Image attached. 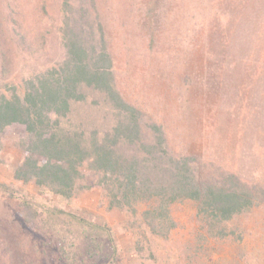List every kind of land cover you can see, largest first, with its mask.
<instances>
[{"label": "trees", "instance_id": "1", "mask_svg": "<svg viewBox=\"0 0 264 264\" xmlns=\"http://www.w3.org/2000/svg\"><path fill=\"white\" fill-rule=\"evenodd\" d=\"M62 13L64 58L0 91V135L26 132L15 179L63 199L100 188L149 264H264L244 245L226 255L264 208V0H63ZM90 91L114 110L103 132L67 126ZM178 120L201 155L176 141ZM20 204L55 264H121L108 224Z\"/></svg>", "mask_w": 264, "mask_h": 264}, {"label": "rangeland", "instance_id": "2", "mask_svg": "<svg viewBox=\"0 0 264 264\" xmlns=\"http://www.w3.org/2000/svg\"><path fill=\"white\" fill-rule=\"evenodd\" d=\"M63 0H0V91L9 92L16 86L23 92V81L31 73L60 62L65 56L62 35ZM183 35V33L181 34ZM21 37L26 44L21 43ZM179 71V70H178ZM179 74V72H177ZM164 91V90H162ZM186 105V103H184ZM67 126H78L89 133L95 128L101 132L112 127L114 110L98 92H89L88 100L76 103L68 117ZM68 122V123H69ZM185 122L178 120L174 134L180 144L201 155V143L190 137L182 138ZM189 134V129H187ZM26 138L24 127L11 126L0 135V264H55L50 257L43 237L30 230L21 216L20 198L25 196L43 211L48 205H57L66 212L75 213L112 227L120 246L121 264H149L136 258L131 250L132 234L125 228L129 215L118 209H109L98 187L80 190L71 199L42 191L33 181L23 182L14 177L15 170L24 157L22 142ZM178 138H182L181 140ZM186 212V213H185ZM181 214V224L187 223V214ZM245 222L244 242L234 244L226 255L233 256L238 246L264 256V208L256 209ZM176 236L184 237V229ZM248 232H252L249 233ZM233 253V254H232Z\"/></svg>", "mask_w": 264, "mask_h": 264}]
</instances>
